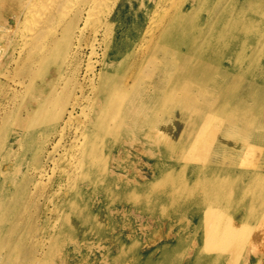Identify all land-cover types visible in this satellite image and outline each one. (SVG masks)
Wrapping results in <instances>:
<instances>
[{"label":"rangeland","instance_id":"374dc122","mask_svg":"<svg viewBox=\"0 0 264 264\" xmlns=\"http://www.w3.org/2000/svg\"><path fill=\"white\" fill-rule=\"evenodd\" d=\"M212 7L208 0L202 14ZM14 15L8 17V11L0 8V19L8 18L0 33L7 57H0V264H222L220 257L227 245L231 252L233 246L243 244L239 238L244 227L221 223L227 217L208 201L219 194L221 186L210 183L212 177L220 176L211 177L212 170L201 159L191 158L204 148L213 114L218 113L215 97L201 98L204 104L189 106L178 90L160 104L158 130L149 124L151 114L147 126L117 115V122L105 123L93 131L95 136L88 137L90 147L79 173L75 165L83 160L82 137L67 129L60 144L56 143L61 107L52 104L51 91L56 90L60 100L65 94L64 81L82 73L86 62L95 63L96 57H89L85 48L78 57L79 65L74 66L69 53L61 63L49 66L45 76L35 75L40 70L34 78L23 74L21 69L35 62L38 47L22 44ZM263 22L261 18L260 24ZM243 46L238 49L242 59L253 44ZM229 59L226 67L234 73L239 59ZM121 60L110 67V77L128 82L130 59ZM228 77L229 71L223 72L222 81L230 83ZM32 86L37 90L27 92ZM73 86L70 82L71 97ZM216 93H222L224 99V92ZM135 94L138 96V90ZM38 102L54 118L51 124L44 113L32 124ZM83 114L78 111L71 117V129L84 124ZM193 121L195 128L191 127ZM154 138L159 140L157 145L152 143ZM252 168L264 175V154ZM220 173L224 174L225 192L234 193L229 209L238 213L228 221L249 218L259 196L264 197V184L248 185L251 176L240 182L231 179L232 172ZM74 183L77 186L71 188ZM218 236L226 240L222 243ZM251 237L249 232L245 254L254 252L253 245L264 252V240L258 244ZM247 258L243 256L242 264H247Z\"/></svg>","mask_w":264,"mask_h":264},{"label":"bare ground","instance_id":"6f19581e","mask_svg":"<svg viewBox=\"0 0 264 264\" xmlns=\"http://www.w3.org/2000/svg\"><path fill=\"white\" fill-rule=\"evenodd\" d=\"M207 1L0 0V8L8 11V17L15 14L22 44L32 46L28 48L38 47L35 62L22 68L23 74L34 78L35 71L40 70L35 75L45 76L49 66L61 63L69 53L75 66L85 48L89 57H96L95 63L86 62L82 73L80 71L64 81L65 94L60 100L56 97V90H50L54 95L52 104L58 103L57 108L61 107L58 120L62 123L56 143L60 144L67 129L82 137L79 149L83 160H77L75 165L76 170L80 168L79 173L84 170V154L89 151L88 137L95 136L93 131L100 130L105 123L117 122V115L122 114L144 126L148 125V116L154 115L149 124L153 130H158L160 104L172 99L178 90L185 94L189 106L204 104L201 98L215 97L219 103L216 106L218 113L213 114L204 148L197 151L202 156L199 158L195 153L191 158L201 159L207 170H212L211 177L220 176L212 177L210 183L217 182L221 186L220 195L216 194L208 201L227 217L221 223L226 227L229 223L244 227L239 238L243 244L233 246L231 252L227 245L220 259L222 264H242L243 256L247 255V264H264V252H258L257 245L252 246L254 252H244L249 232L252 234L250 239L258 244L264 240V197L259 196L249 218L241 219V222L228 221L238 213L229 209L234 193L230 196L225 192L224 174L220 173L232 172L235 175H231V179L240 182L251 176L248 185L264 184V179L261 180L264 175L252 168L264 154L261 146L264 144V22L260 24V19H264V0H209L213 7L202 14L201 9ZM7 20L0 19V33ZM81 20L82 27L79 26ZM247 43L253 46L246 48L250 52L242 59L238 49L245 48L243 45ZM147 45L150 47L145 52ZM4 47L0 45L1 58L5 55ZM118 58L124 63L130 59L131 68L126 74L130 77L128 82H123L121 77H110V67ZM229 58H240L234 73L233 69L226 67L231 61ZM226 71H229L230 83L222 81ZM70 82L74 84L72 97ZM19 85L23 83L20 81ZM35 90L37 88L32 86L27 92ZM219 90L224 92V99L222 93H216ZM121 92L128 95L123 97ZM37 105L32 124H37L43 113L46 122L51 124L54 118L45 112L44 103L38 102ZM78 111L84 113V124L71 129L70 119ZM25 125L29 127L27 123ZM196 125L193 121L191 127ZM144 135L148 136L147 133ZM152 141L156 145L159 142L156 138ZM76 186L74 183L71 188ZM225 198L226 203L223 202ZM218 238L221 242L226 240L223 236Z\"/></svg>","mask_w":264,"mask_h":264}]
</instances>
